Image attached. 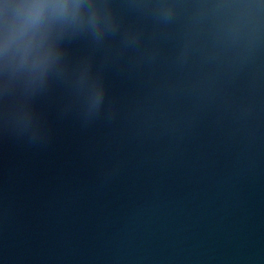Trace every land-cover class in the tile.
Wrapping results in <instances>:
<instances>
[{
	"label": "water",
	"instance_id": "obj_1",
	"mask_svg": "<svg viewBox=\"0 0 264 264\" xmlns=\"http://www.w3.org/2000/svg\"><path fill=\"white\" fill-rule=\"evenodd\" d=\"M0 264H264V0H0Z\"/></svg>",
	"mask_w": 264,
	"mask_h": 264
}]
</instances>
